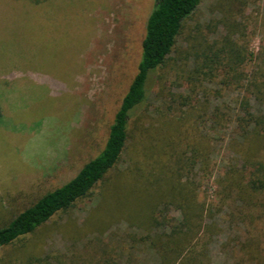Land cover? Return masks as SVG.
<instances>
[{
    "label": "rangeland",
    "instance_id": "obj_1",
    "mask_svg": "<svg viewBox=\"0 0 264 264\" xmlns=\"http://www.w3.org/2000/svg\"><path fill=\"white\" fill-rule=\"evenodd\" d=\"M224 2L203 0L186 24V37L197 27L205 34L212 33L210 40L223 36L226 31L219 23ZM154 3L50 0L35 5L29 0H0V104L4 112L0 118V228L73 179L103 150L115 114L137 73L146 22ZM226 3L241 14L238 22L242 23L244 38H235L247 41L250 51L263 50L264 0ZM191 43L193 46L196 41ZM187 46L181 38L179 55L174 58H179ZM184 64L172 61L154 77L148 104L135 115L145 125L155 120L153 111L181 107L172 102L171 94L176 98L188 95V83L181 76L194 63L189 59ZM161 77L165 78L163 92ZM206 87L215 93L218 85L215 82ZM198 93V100L211 103L209 117L200 129L212 138L213 154L208 175L196 169L194 176L201 184L200 200L212 207L214 220L222 230L209 248L211 263L264 264V220L251 228L238 223L237 218L233 220L229 208L220 207L216 180L224 176L236 157L228 148L234 124L215 128L212 108L220 102L204 95L203 88ZM230 94L223 92L225 101L235 97ZM193 101L197 103V99ZM229 113L226 111L231 120ZM122 161L89 198L79 201L66 214H58L33 235L0 249V264H19L29 254L64 255L75 264L87 263L102 250H116L112 253L115 256L129 227L114 220L99 228L95 213H118L114 199H123L130 191L134 196L124 174L128 156ZM121 189L124 192L120 195ZM110 199L114 204L108 205ZM168 211L180 217L176 209ZM133 260L136 264L157 262L152 253H137Z\"/></svg>",
    "mask_w": 264,
    "mask_h": 264
},
{
    "label": "trees",
    "instance_id": "obj_2",
    "mask_svg": "<svg viewBox=\"0 0 264 264\" xmlns=\"http://www.w3.org/2000/svg\"><path fill=\"white\" fill-rule=\"evenodd\" d=\"M29 1L41 5L50 0ZM202 1L155 0L146 22L137 73L115 114L103 150L73 179L0 228V249L33 235L58 214H66L79 201L89 198L127 155L129 165L124 174L134 196L126 192L124 197L130 203L121 196L114 199L118 213L95 214L99 228L118 220L125 222L130 232L122 247L116 248L115 256L112 253L116 250H102L85 264H136L133 256L137 253H152L155 264H212L209 248L222 230L214 220L212 207L200 200L201 184L194 176L196 169L208 175L213 154L212 138L200 129L211 108L210 101L206 104L198 100L200 88L204 95L220 102L212 108L215 128L234 124L228 148L236 157L224 176L216 180L221 210L229 208L233 220L237 218L238 223L251 228L264 220V49L255 53L247 41L235 38L243 34L242 23L238 22L241 14L226 0L219 23L226 31L223 36L210 40L212 33L205 34L197 27L186 37V24ZM183 37L188 46L179 58H174L179 55L178 43ZM191 39L196 41L193 46ZM189 59L194 65L181 76L188 83V95L176 98L171 94L172 102L181 107L155 110L151 114L155 120L145 125L135 115L147 106L154 77L172 61L185 65ZM164 80L161 77V92L166 90ZM215 82L218 87L212 93L206 84ZM225 91L235 97L225 101ZM226 111L231 113V120ZM110 204H114L112 199ZM171 207L180 212V217L171 216ZM134 229L139 234L132 232ZM19 264L75 263L64 255L29 254Z\"/></svg>",
    "mask_w": 264,
    "mask_h": 264
},
{
    "label": "crops",
    "instance_id": "obj_3",
    "mask_svg": "<svg viewBox=\"0 0 264 264\" xmlns=\"http://www.w3.org/2000/svg\"><path fill=\"white\" fill-rule=\"evenodd\" d=\"M2 105L0 104V107H1ZM1 111H2V115H4V112H3V110H2V108H1Z\"/></svg>",
    "mask_w": 264,
    "mask_h": 264
}]
</instances>
